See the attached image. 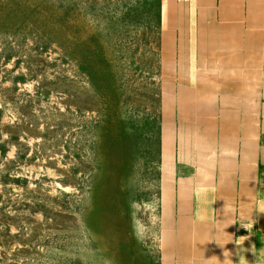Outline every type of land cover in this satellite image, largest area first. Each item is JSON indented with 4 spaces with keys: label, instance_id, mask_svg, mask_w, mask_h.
I'll list each match as a JSON object with an SVG mask.
<instances>
[{
    "label": "rangeland",
    "instance_id": "1",
    "mask_svg": "<svg viewBox=\"0 0 264 264\" xmlns=\"http://www.w3.org/2000/svg\"><path fill=\"white\" fill-rule=\"evenodd\" d=\"M152 6L0 0V264H163Z\"/></svg>",
    "mask_w": 264,
    "mask_h": 264
},
{
    "label": "crops",
    "instance_id": "2",
    "mask_svg": "<svg viewBox=\"0 0 264 264\" xmlns=\"http://www.w3.org/2000/svg\"><path fill=\"white\" fill-rule=\"evenodd\" d=\"M161 11L162 262L264 264V0Z\"/></svg>",
    "mask_w": 264,
    "mask_h": 264
},
{
    "label": "trees",
    "instance_id": "3",
    "mask_svg": "<svg viewBox=\"0 0 264 264\" xmlns=\"http://www.w3.org/2000/svg\"><path fill=\"white\" fill-rule=\"evenodd\" d=\"M153 12H151L152 23L154 24L153 30L154 34L158 40V51L160 58V43H161V20H162V11H161V0H153L152 6ZM160 130H161V114L159 110V118H158V143H159V154H160Z\"/></svg>",
    "mask_w": 264,
    "mask_h": 264
},
{
    "label": "clouds",
    "instance_id": "4",
    "mask_svg": "<svg viewBox=\"0 0 264 264\" xmlns=\"http://www.w3.org/2000/svg\"><path fill=\"white\" fill-rule=\"evenodd\" d=\"M242 226L245 227V228H251V227H253V224L252 223H249L247 225H242ZM244 239H245L244 237H241L240 239L235 240V243L237 245H243ZM226 264H232L231 260L230 259L229 260H226ZM239 264H245V261H244L243 257H241V259L239 261Z\"/></svg>",
    "mask_w": 264,
    "mask_h": 264
}]
</instances>
